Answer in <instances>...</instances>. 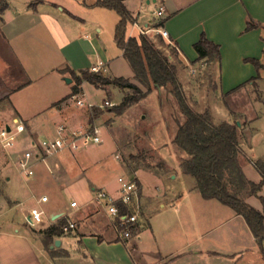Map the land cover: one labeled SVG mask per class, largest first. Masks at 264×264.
Returning a JSON list of instances; mask_svg holds the SVG:
<instances>
[{
	"label": "crops",
	"instance_id": "1",
	"mask_svg": "<svg viewBox=\"0 0 264 264\" xmlns=\"http://www.w3.org/2000/svg\"><path fill=\"white\" fill-rule=\"evenodd\" d=\"M7 1L8 7L0 14V43L7 44L19 64V70L16 72L11 68L8 73L6 66L11 65L0 57V78L4 77L0 79V124L16 117L24 122V136L27 138L52 135L58 124L68 123L64 120L68 101L56 103L72 93L75 81L67 83L64 77L72 78L70 70L75 71L78 61L87 57L78 39L68 30L69 27L81 26L79 20L83 21V18L60 4L61 0ZM96 1L87 5L98 6ZM122 1L133 17L131 23L140 33L142 28L149 29L148 34H154L158 43L160 36L166 44L172 45L175 49L172 63L176 64L178 75L181 76L180 67L187 71V67H196L204 61L198 60L195 44L205 33L221 49V66L215 64L217 70L214 74L212 72L214 78L216 73L219 77L220 92H240L244 83H253L252 79L258 74L261 77L264 68L258 72L246 59H258L264 64V0H138L136 6H130L129 0ZM161 7L164 12L158 15ZM250 20L260 26L246 30ZM160 21L164 24L159 25ZM159 28L168 31V38L153 30ZM131 33L134 36V32ZM166 48L168 51L171 49L169 46ZM121 52L123 56L122 49ZM168 56L171 58L172 55ZM86 60L83 62L86 63ZM98 64L99 61L94 62L82 70H92ZM104 65L99 72L112 76L106 72ZM18 73L26 79L19 80ZM87 84L91 83L83 81L81 85L83 93ZM242 84L236 91L230 92ZM16 161L14 154L0 151V179L12 180L15 171L19 170ZM90 161L84 151L67 152L49 156L35 166L33 184L29 188L40 208L35 205L31 209L42 210L43 221L32 223L30 210L25 215L30 230L26 227L14 228L11 224L0 226V264H56L53 255H67L69 249L77 247H80L84 257L91 256L92 259H104L101 253L107 249L108 254L112 253L108 261L121 263L119 258L116 259L117 255L114 257V250L119 244L129 251L131 248L136 251V254H130L132 264H263L258 240L245 218L216 199H205L202 194L196 195L195 201L189 205L179 203V200H187V195L179 196L178 202H173L178 217L171 221L161 220L155 231L153 222L148 220L147 223L146 220V203L143 202L146 195L142 182L141 228L135 236L122 241L103 207L95 200L96 192L106 188L98 187L86 176ZM37 167L40 168L39 174ZM243 170L250 180L261 181L259 172L258 180L255 175L253 178L248 175L245 165ZM47 171L49 175H46ZM37 175L43 177V185L50 187L51 193L79 196L71 199L69 206L58 199L50 205L51 197L46 187L41 188ZM19 193L13 191L11 204H21L16 199ZM260 196L264 197L261 193ZM73 201L77 202L76 207L71 206ZM249 202L264 211L261 199L259 203L251 199ZM167 205L164 202L160 204L163 208ZM63 217L74 221L76 228L62 234L47 235L46 229ZM146 225L152 232V245L149 247H144L142 243ZM56 240L60 241V245L55 244ZM48 246L55 249L50 252L51 259L47 255Z\"/></svg>",
	"mask_w": 264,
	"mask_h": 264
},
{
	"label": "rangeland",
	"instance_id": "2",
	"mask_svg": "<svg viewBox=\"0 0 264 264\" xmlns=\"http://www.w3.org/2000/svg\"><path fill=\"white\" fill-rule=\"evenodd\" d=\"M93 1H60V4L83 18V21L79 20L81 26L68 28L70 33L78 39L85 53L87 52V57L84 56V60H79L77 67H74L75 72H80L85 66L99 61V64H105V70L112 75L111 77L123 76L139 84L134 79V72L122 56L115 39L120 15L114 9L87 5ZM128 4L136 6L138 0H129ZM131 31L134 32V36L140 34L138 29L129 23L127 37ZM146 35L155 42L156 47L164 55H172L171 58L169 57L170 62L174 61L173 52L171 49L167 50L166 44L158 43L154 39V34ZM41 51H45L43 47ZM0 57L11 65V67L6 66L8 73L12 71L11 68H14L16 72L19 70V64L7 44L0 43ZM85 60L86 63L83 62ZM180 68L181 76L177 75L182 85L183 95L194 111L209 114L212 122L217 125L225 121H240L239 157L243 166L247 168L248 175L251 178L255 175L259 180L260 174L256 164L264 161V69L261 70V77L258 80L247 83L240 92L224 94L220 92L217 73L215 78L212 76V72L214 74L217 70L214 64L204 60L196 67H187V71ZM101 73L107 75L105 72L101 71ZM18 77L22 81L26 79L21 73H18ZM141 87L145 89L144 86L141 85ZM102 88L104 90L87 84L85 93L81 91L76 95L77 98L68 99L69 108L64 120L73 126H96L100 129L102 142L82 150L91 160L85 172L86 176L98 187L104 186L109 191L117 190L119 176L135 179L140 184L142 182L146 195L143 201L146 203V220L147 223L148 220L153 222L156 231L161 220L171 221L178 217L176 204L173 202L177 203L179 196L187 195L189 198L179 200V203L189 205L195 201L196 195H201L195 177L183 168L182 161L186 158V153L174 143V136L179 124L185 121V115L174 95L165 89L160 91L153 89L145 98L131 104L123 114L118 115L110 108L119 105L124 96L131 94L132 90H122L112 85ZM78 98L84 99L83 106L75 103ZM89 103L92 106L88 105ZM94 107H100L102 112L91 120L95 114ZM0 151L5 153L1 147ZM39 173L40 168L37 167V174ZM47 174L49 175L48 171ZM36 177L41 188L46 187L43 185V177L40 178L38 175ZM33 179V176L27 177L20 170L15 171L10 182L5 178L0 179V226L11 224L14 228H30L26 224L25 215L29 213L32 206L36 205L40 208L36 199L33 198V191L29 188L33 184ZM13 191L20 192L16 199L21 201V204L10 203V197H14ZM46 192L51 197L50 205L58 199L69 206L71 199L79 196L69 193L56 195L51 193V188L48 186ZM260 193L264 195V186ZM259 195L244 196V199L252 206L249 199L259 203ZM161 202L168 204L167 207H161ZM225 207L233 210L229 206ZM63 219L66 220L65 217ZM146 226L142 243L144 247H149L152 245V232L151 228ZM115 249L114 257L117 255L116 259L119 258L121 263L109 262L108 258L112 253L108 254L107 249L101 250L102 253L100 251L104 259H92L91 256L86 258L80 247L69 249L67 255L57 253L53 257L56 264H132L130 254H136L133 248L129 251L124 245L119 244ZM53 250L48 246L47 255L50 259L52 258L50 252ZM262 261L264 264L263 258Z\"/></svg>",
	"mask_w": 264,
	"mask_h": 264
},
{
	"label": "trees",
	"instance_id": "3",
	"mask_svg": "<svg viewBox=\"0 0 264 264\" xmlns=\"http://www.w3.org/2000/svg\"><path fill=\"white\" fill-rule=\"evenodd\" d=\"M96 5L114 9L120 15L115 30V39L134 72V79L139 84L135 83L133 79L123 76L111 77L91 70H82L77 74L70 70L75 81L72 93L56 104L66 103L68 99L81 93L83 81H87L96 87L112 85L122 90H132L131 94L124 96L119 105L110 108L118 115L123 114L131 104L145 98L153 89L159 91L165 89L174 95L185 115V121L179 124L174 136V143L187 155L182 161L184 170L195 177L197 187L205 199H216L245 218L258 240L264 257V211L251 206L244 199V196L259 195L262 190L264 186V161H259L256 164V169L262 176L261 181L256 183L248 179L239 157L240 127L238 122L225 121L219 125L214 124L209 114L198 113L188 105L177 75V66L170 62L169 56L164 55L146 34L140 33L139 36L127 37V26L133 21V17L122 0H97ZM7 7L8 1L0 0V13ZM163 24L164 21H160L159 25ZM259 26V23L250 20L246 30ZM158 37L160 44H166L162 37ZM166 46L171 48L173 54L175 53L172 45L166 44ZM195 48L199 55L198 60H205L207 63L221 66L220 46L211 41L205 33L201 35L195 44ZM246 61L251 62L258 72L264 68V64L258 59L247 58ZM258 78H260L259 74L252 79V82ZM241 86L243 84L230 92L236 91ZM94 110L95 114L91 120L102 112L100 107H94ZM259 197L264 204V197L260 195ZM66 223L67 221L61 218L57 224L46 229L45 233L49 236L62 234L64 232L63 226Z\"/></svg>",
	"mask_w": 264,
	"mask_h": 264
},
{
	"label": "built area",
	"instance_id": "4",
	"mask_svg": "<svg viewBox=\"0 0 264 264\" xmlns=\"http://www.w3.org/2000/svg\"><path fill=\"white\" fill-rule=\"evenodd\" d=\"M163 12L164 8L161 7L157 14L162 15ZM153 30L168 38L166 29ZM149 31V29H141L142 34H148ZM131 36L132 33L130 32L128 37ZM100 69L101 65L98 64L91 71L99 72ZM72 98L75 99L77 96L75 95ZM75 103L78 106H83L84 99L78 98ZM25 131L24 122L16 117L8 123L0 124V147L8 154L16 156L19 170L27 177L33 176L35 166L40 161H45L49 156L82 151L102 142L100 129L96 126H73L62 122L57 125L52 135L36 139L25 137ZM118 183L119 186L115 192L103 188L99 189L96 192L95 200L103 207L119 238L126 241L135 236L142 225L141 185L137 180L125 176H119ZM71 206L76 207L77 202L73 201ZM43 215L44 212L36 207L30 211L32 223L42 222ZM75 228L76 223L69 220L63 226L64 232H69Z\"/></svg>",
	"mask_w": 264,
	"mask_h": 264
},
{
	"label": "water",
	"instance_id": "5",
	"mask_svg": "<svg viewBox=\"0 0 264 264\" xmlns=\"http://www.w3.org/2000/svg\"><path fill=\"white\" fill-rule=\"evenodd\" d=\"M64 80H65L67 83H71V82L73 81V79H72L71 77H67V76L64 77ZM238 125H240V121H238ZM55 244H56V245H60V241H59V240H56V241H55Z\"/></svg>",
	"mask_w": 264,
	"mask_h": 264
}]
</instances>
